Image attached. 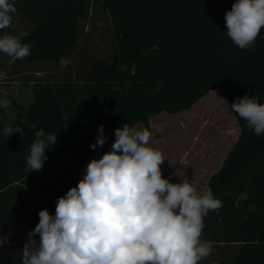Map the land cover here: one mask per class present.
I'll list each match as a JSON object with an SVG mask.
<instances>
[{"label":"trees","instance_id":"1","mask_svg":"<svg viewBox=\"0 0 264 264\" xmlns=\"http://www.w3.org/2000/svg\"><path fill=\"white\" fill-rule=\"evenodd\" d=\"M233 3L15 0L8 31L29 33L22 42L33 47L11 68L0 53V70L7 71L0 82L33 83L34 101L13 104L36 123L22 127L24 138L17 132L6 140L9 124L0 122V239L20 224L32 231L42 209L55 214L58 197L95 158L100 125L107 141L127 123L150 130L153 116L190 110L213 89L232 103L246 94L264 103V29L254 47L235 46L224 19ZM234 115L238 139L206 185L222 207L204 218L202 238L214 241V252L201 264H264V135ZM41 128L57 142L42 170L28 172L26 157ZM24 244L0 242V264H22Z\"/></svg>","mask_w":264,"mask_h":264},{"label":"clouds","instance_id":"2","mask_svg":"<svg viewBox=\"0 0 264 264\" xmlns=\"http://www.w3.org/2000/svg\"><path fill=\"white\" fill-rule=\"evenodd\" d=\"M16 13L15 0H0V53L9 58V68L30 56L33 47L22 42L29 33L8 31ZM224 19L231 42L250 49L264 29V0H235ZM6 78L7 71L0 70V80ZM9 106L0 101V109ZM230 108L255 135H264V103L256 95L238 97ZM17 132L24 138L21 126L2 130L6 140ZM98 133L93 150L107 141L103 125ZM114 135L111 149L91 159L77 185L58 197L55 214L39 211L22 249V264H201L213 254L214 241L202 238L204 218L222 201L211 188L201 192L195 177L180 183L164 178L166 159L150 145L147 128L127 123ZM56 142L55 133L35 132L26 157L28 172L42 170L45 152Z\"/></svg>","mask_w":264,"mask_h":264},{"label":"rangeland","instance_id":"3","mask_svg":"<svg viewBox=\"0 0 264 264\" xmlns=\"http://www.w3.org/2000/svg\"><path fill=\"white\" fill-rule=\"evenodd\" d=\"M24 84L25 91L22 96H16V86L14 83H9L5 86L4 91L6 94L0 93L4 97H8L9 100L21 101L23 103H29L28 93L33 94V87L28 82H21ZM20 87V86H19ZM231 101L225 99L218 89H213L208 95L199 100L190 110H186L180 113L171 114L162 112L156 116H153L150 120V132L152 138L150 145L152 147L160 149L163 154H169V159L173 163L167 164L162 169V175L164 178L169 173L175 171L178 162L183 152H190L191 157L193 155H203L201 159L210 160L211 168L205 173H196L194 175L200 182V191H202L205 180L210 173H214L219 169L224 158L230 151L233 144L238 139L240 133V127L237 119L232 112L230 105ZM14 104L10 103V106L6 109H0V119L6 123H12L15 114ZM137 129L146 128L143 122L137 123L135 126ZM115 139L108 140L103 147H100L101 155L111 149ZM195 158L199 159L198 156ZM185 168H181L182 176ZM192 172H190V175ZM193 175V174H192ZM30 229L25 224H20L15 228L7 231L0 239L2 243H26L28 239V233ZM36 239H39L37 235Z\"/></svg>","mask_w":264,"mask_h":264},{"label":"crops","instance_id":"4","mask_svg":"<svg viewBox=\"0 0 264 264\" xmlns=\"http://www.w3.org/2000/svg\"><path fill=\"white\" fill-rule=\"evenodd\" d=\"M10 83H14L16 86H18L17 87V89H16V96L18 97V96H22V94L24 93V92H26L25 91V88H24V86H21V85H24V84H20L21 82H10ZM9 83H3V82H0V93H2V94H6L4 91H6L5 90V86L6 85H8ZM20 86V87H19ZM30 86L31 87H33V90H34V86H33V83H30ZM29 91V93L27 94L28 95V97H29V103H23V102H21V101H17V100H14L13 102H17V103H19V104H21V105H23V106H29L33 101H34V98H35V94L33 93H31L30 92V90H28ZM3 99V96L2 95H0V101ZM4 100H7V101H9L10 103H13L12 102V100H9L8 99V97L6 98V97H4ZM13 107H15V116H14V121L12 122V123H6V122H4V121H2L1 119H0V122H3V123H6V124H9V125H13V126H15V125H18V126H21V127H24V126H32V125H34L35 123H36V117H34V116H32V115H30V114H27L26 112H24V111H22L21 109H19V108H17L16 106H13ZM192 155H190V152H188V151H185V152H183V154H182V156H181V158H180V160H179V162H178V165H177V168L175 169V171H172L171 173H169L168 174V176L166 177L167 179H169L171 182H173V183H180L181 181H182V179L183 178H187V179H189V181H191V179L193 178V177H195V175H194V172H196V173H198V174H200V173H205L206 171H208V170H210V168H211V162H210V160H206V159H201V157L203 156V155H193V159L192 158H190V159H187L188 157H191ZM196 156H198L199 157V159H197V158H195ZM100 157H102V155H101V150L100 149H98L96 152H95V158H100ZM164 158L166 159L165 160V162L161 165V170L167 165V164H170V163H173V161L172 160H170L169 159V154H164ZM223 163V162H222ZM222 165V164H221ZM221 165H220V167H221ZM185 168V170H183L184 171V173H183V175L184 176H182V174H181V171H180V169L181 168ZM219 167V168H220ZM218 170V169H217ZM216 170V171H217ZM215 171V172H216ZM190 172H192V174L190 175ZM213 173H210L209 175H208V177H207V179L205 180V185H204V187H203V189H202V191L203 190H205L206 189V185H207V183H208V180H209V178L211 177V175H212ZM196 178V177H195ZM201 191V192H202Z\"/></svg>","mask_w":264,"mask_h":264}]
</instances>
